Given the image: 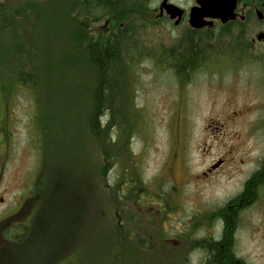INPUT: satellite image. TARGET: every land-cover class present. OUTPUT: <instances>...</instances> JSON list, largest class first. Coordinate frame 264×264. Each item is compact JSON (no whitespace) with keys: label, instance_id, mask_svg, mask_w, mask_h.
Segmentation results:
<instances>
[{"label":"rangeland","instance_id":"374dc122","mask_svg":"<svg viewBox=\"0 0 264 264\" xmlns=\"http://www.w3.org/2000/svg\"><path fill=\"white\" fill-rule=\"evenodd\" d=\"M43 1L2 0L0 5V264H55L71 252L83 254L81 264H92L86 258L95 247L87 243L117 236L121 206L152 234L156 246H147L146 254L156 247L157 257L147 263H160L169 245L164 235L180 236L196 217L202 222L224 207L264 160V41L257 40L264 20L253 14L239 34L222 28L193 35L189 24L175 26L159 17L162 0H145L155 9L152 17L138 9L125 13L122 21L135 24L144 45L131 77L138 119L129 138L127 170L104 174L100 146L89 128L92 76L83 57L68 58L67 69L52 70L55 76L46 83L41 77L40 104L11 75L31 53L45 71L51 69V56H66L71 25H61L66 16L52 9L58 21L51 22L46 10L45 19L37 20L31 5ZM169 2L187 9L193 4ZM111 18L92 26L99 38L111 30ZM32 38L38 39L34 51ZM196 46L203 53L195 70L180 76L163 64V52H190ZM219 158L226 164L203 176ZM137 181L144 188L132 201L110 200L112 186L121 194ZM260 211L244 214L236 235V250L249 264H264ZM8 230H21L24 241L13 243L4 233ZM220 232L219 223L199 224L191 238L172 243L176 257L184 250L187 264H203L206 255L194 244Z\"/></svg>","mask_w":264,"mask_h":264},{"label":"trees","instance_id":"16d2710c","mask_svg":"<svg viewBox=\"0 0 264 264\" xmlns=\"http://www.w3.org/2000/svg\"><path fill=\"white\" fill-rule=\"evenodd\" d=\"M46 2H50L51 7H48L45 4ZM1 4H3L2 0H0ZM54 5H57L59 9ZM31 6L35 8L37 20L42 21L45 19L42 16L43 10L47 11L46 14L49 20L54 18L51 22L58 21L55 14H52V10L60 13L58 15L66 16L62 19L63 23L61 24L63 25L66 22L71 25L70 33H68L69 37L67 36L69 41L65 52L66 56H63L62 60H60V55H57V57L51 56L53 58L51 69L45 71L44 65L38 61L39 58L37 59L38 55L31 53L26 63L20 65V69L17 71L11 69V75L13 71L17 77L16 83H19L21 90L26 88L33 99L40 104L41 102L39 103V99L36 96L44 95L41 77L45 79L44 83H46L47 77L55 69L58 68L61 72L67 69L68 58L73 62L83 57L82 60L88 66L92 76L88 90L91 103L89 128L100 146L104 174L111 168L127 170L125 159L130 158L129 155L131 153L129 138L134 132L135 123L138 119V111H136L132 99L133 86L131 77L135 71V62L143 54L144 45L140 43L141 39L138 36L135 24L132 21H127L125 24L122 20L125 13L136 11V9L138 11L141 10L148 17H152L155 14V9L147 6L145 0H45L42 4L33 3ZM48 9H50L49 12ZM104 17H112V28L106 37L99 38L97 32L93 31L92 26ZM36 28L37 26H35ZM197 33L198 31H191L193 35ZM56 35H61V32H58V34H55V32L49 33L51 37ZM37 42L38 39L36 38H32L30 41L31 45L34 44L33 51L37 50L35 47ZM202 53V49L199 46H196L190 52L183 50L181 52H163L164 55H167V60L164 61L165 58L160 62L164 61L163 64H167L169 69L182 76L183 73L187 74L188 71L195 70V62ZM153 54H155V51L149 54L150 58ZM54 58H57V60L55 61ZM27 67L29 68L27 69ZM14 88L16 87H9V89ZM4 91L9 92L6 89ZM257 178L264 183V169L256 175L255 179ZM252 184L249 183L244 193L231 200L229 204L205 216L204 221L199 222L197 221L198 217H196L180 236L175 234L171 237L169 235L170 239H168V235H164L169 245L167 244L163 247V258H159L160 263L153 264H174L176 261H183L182 264H187L184 250L180 257H176L174 253V251H177V248L172 246L175 239L182 237L191 238L190 235L199 224H203V222L214 223L221 219L225 220L228 227L220 239L218 238L219 240L214 237H205L197 240L194 244L195 248H199L207 254L203 264H245L234 253L232 227L236 221L239 202L241 200L246 202L253 197L254 189L251 187ZM143 186V183H138V181L137 183H131L129 190L120 194L117 190L118 186L115 184V186L111 187L110 200H116L117 204L126 200L132 201L137 191L144 188ZM145 192L149 193V190L145 189ZM155 198H159V196L156 195ZM121 207L120 211L116 210V216L120 221L116 228L118 229L117 236L112 233L111 236H105L103 241L101 240L97 243H91L92 238L87 244H92L91 246L95 247V250L90 249L92 251L91 257L86 258L88 255H84V258L91 261L92 264H152L147 263V261L151 258L155 260L157 257L156 247L153 248L152 256L146 254L149 250L146 247L150 246L152 248L151 245H154L150 241L152 234L147 232V229L138 220V216L135 213ZM20 227L21 225H18V229ZM25 230L23 228V232H26ZM15 232L8 230L4 233L12 239L13 243L23 242L26 237L25 234H21V230L19 233L16 232L15 234ZM157 245L160 244L157 243ZM99 248L101 252L100 250L97 252ZM81 257L71 252L55 264H81Z\"/></svg>","mask_w":264,"mask_h":264},{"label":"flooded vegetation","instance_id":"af4514ba","mask_svg":"<svg viewBox=\"0 0 264 264\" xmlns=\"http://www.w3.org/2000/svg\"><path fill=\"white\" fill-rule=\"evenodd\" d=\"M191 1L193 2V4L190 6L189 9L179 6L180 8H182L184 10V15H183L182 21L180 22V24L178 26H180L182 24H187V25L189 24L190 10L197 6L196 0H191ZM237 1H238L237 6L234 10V12H235V19L234 20L229 21L226 24H223L220 20H213L212 26H205L204 28H201V29H192V27H190V25H189L190 31H192V32H197V31L203 32V33H205V35H208L216 29H222L223 28V29H226L225 31L228 32L229 29L233 28L232 30H234L235 32L237 31V33L239 34V33L243 32L244 26L246 24L250 23V20H251V17L253 16V14L257 15L258 11L262 12V14H263L262 20H264V0H237ZM165 16L170 21L173 22V20H171L165 13L162 15L159 11V17L160 18H163ZM207 20H209V19H207ZM259 42H261V41H259ZM253 44H254V40H253ZM225 164H226L225 158L217 159L203 173V176L209 177L212 173L220 170ZM263 169H264V160L261 161L259 168H257L256 171L251 173L250 176L243 182L242 190L240 191V193L237 196L230 199L225 204V205L229 204L231 200H233L234 198L243 194L245 189L247 188L248 184L253 183L251 185V187L254 189L253 197L246 202L242 201V200L239 202L238 207H237L238 213L236 216V221H235L234 226L232 227V233L234 234V239H233L234 240V253L245 264H249V263L246 262L242 257H240V255L238 254V252L236 250V235H237V232L240 230L241 218H243V215L244 214L247 215L249 213V211L258 207V209L261 210L260 211V225H259L258 230H259V232H262L263 236H264V183H263V181H260V179L258 180V178L255 179L256 175L259 172H261ZM254 179H255V181H253ZM251 187H249V188H251ZM252 188H251V190H252ZM216 223H219V228L221 229L220 235L217 237V239L218 238L220 239V237L223 235V233H224L225 229L228 227V225L225 223L224 219L217 220ZM212 237H214V236H212ZM214 238H216V237H214ZM261 239L264 240L263 237H261ZM204 253L207 256L205 251H204Z\"/></svg>","mask_w":264,"mask_h":264},{"label":"water","instance_id":"95a60500","mask_svg":"<svg viewBox=\"0 0 264 264\" xmlns=\"http://www.w3.org/2000/svg\"><path fill=\"white\" fill-rule=\"evenodd\" d=\"M197 6L189 13V25L193 29H201L205 26H212L213 20H220L223 24L235 19V8L237 0H196ZM160 13H164L178 26L182 21L184 10L179 6L170 3L169 0H162ZM260 20L263 19L261 11L257 12ZM209 19V20H207ZM257 40L264 41V33L257 35Z\"/></svg>","mask_w":264,"mask_h":264}]
</instances>
